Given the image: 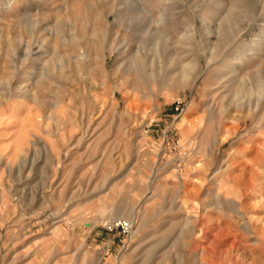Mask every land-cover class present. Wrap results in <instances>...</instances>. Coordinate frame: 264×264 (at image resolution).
Here are the masks:
<instances>
[{
  "label": "rangeland",
  "instance_id": "374dc122",
  "mask_svg": "<svg viewBox=\"0 0 264 264\" xmlns=\"http://www.w3.org/2000/svg\"><path fill=\"white\" fill-rule=\"evenodd\" d=\"M0 264H264V0H0Z\"/></svg>",
  "mask_w": 264,
  "mask_h": 264
},
{
  "label": "built area",
  "instance_id": "2783aa9c",
  "mask_svg": "<svg viewBox=\"0 0 264 264\" xmlns=\"http://www.w3.org/2000/svg\"><path fill=\"white\" fill-rule=\"evenodd\" d=\"M114 228L119 229L123 233H127L131 228V224L126 221H120L115 224Z\"/></svg>",
  "mask_w": 264,
  "mask_h": 264
},
{
  "label": "bare ground",
  "instance_id": "6f19581e",
  "mask_svg": "<svg viewBox=\"0 0 264 264\" xmlns=\"http://www.w3.org/2000/svg\"><path fill=\"white\" fill-rule=\"evenodd\" d=\"M256 90H260V88H257ZM258 93V92H257ZM237 94V93H236ZM259 94V93H258ZM234 97H237V95H235ZM244 102V101H243ZM242 102V104H244ZM246 103V107H248V108H250L251 107V104H253L254 103V106L256 107L257 105H258V102H257V100H255L254 102H253V100L251 101V100H248L247 102H245ZM239 107V106H238ZM242 109V108H241ZM225 112V111H224ZM233 115V114H232Z\"/></svg>",
  "mask_w": 264,
  "mask_h": 264
}]
</instances>
